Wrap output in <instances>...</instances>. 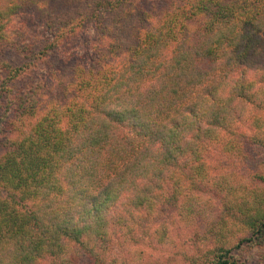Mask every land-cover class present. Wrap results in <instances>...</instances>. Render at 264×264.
<instances>
[{
    "label": "trees",
    "instance_id": "obj_1",
    "mask_svg": "<svg viewBox=\"0 0 264 264\" xmlns=\"http://www.w3.org/2000/svg\"><path fill=\"white\" fill-rule=\"evenodd\" d=\"M26 14L52 34L37 50ZM249 104L264 110V0H0V264H141L142 236L166 246L177 220L210 233V264H245L264 192L224 207L245 231L233 241L225 221L205 228L204 185L211 154L253 136Z\"/></svg>",
    "mask_w": 264,
    "mask_h": 264
},
{
    "label": "rangeland",
    "instance_id": "obj_2",
    "mask_svg": "<svg viewBox=\"0 0 264 264\" xmlns=\"http://www.w3.org/2000/svg\"><path fill=\"white\" fill-rule=\"evenodd\" d=\"M18 24H20V28L26 30L25 41L31 42L36 50L52 39L50 31L43 28L39 22L28 14L22 16ZM93 34V30L87 27L71 41V45L84 49L86 44L95 39ZM44 74L45 70L42 65L34 70L28 69L18 76L12 82V85L15 88L24 89L39 81ZM238 109L243 115L239 125L244 122L242 126L244 128L249 127V134H253V136L242 145V154L231 155L214 151L208 161L211 164L212 173L219 178L218 183L211 186L209 184L204 185V188L209 190L208 193L204 194H207L206 197L210 196L209 198L214 203H206L209 204L208 214L209 216L212 214V218L207 220L209 217H205V228L208 230L210 226L217 224L218 221L217 225H213L215 226L213 231H220L222 223L225 221L229 225V229L223 235L225 239H232L233 241H238L245 234V231L237 220L228 219L224 207H229L230 212L234 213L235 210L232 204L237 203L242 198L250 201L253 197H259L264 192V127L256 126L253 119L254 114H256L260 117V121L264 122V119H261V115L264 117V110L251 104ZM244 117L248 119L245 120ZM223 178L224 180H222ZM228 186L234 188L235 195L231 198L227 192ZM193 228V224H180L178 220L175 221L169 230L166 246H161L160 243L157 244L154 241L146 245L148 240L143 235L140 243L135 247V250H147L142 260H140L141 264H210V255L207 253L209 240H204L210 233L207 235L202 234L199 237L195 234ZM132 249L127 251L133 252ZM237 253L245 264H264V244L246 242L242 244Z\"/></svg>",
    "mask_w": 264,
    "mask_h": 264
}]
</instances>
